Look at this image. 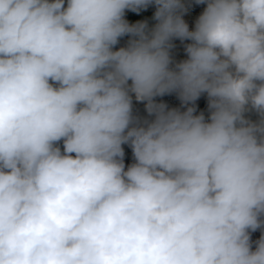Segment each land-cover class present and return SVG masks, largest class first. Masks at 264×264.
Here are the masks:
<instances>
[{
  "label": "clouds",
  "instance_id": "clouds-1",
  "mask_svg": "<svg viewBox=\"0 0 264 264\" xmlns=\"http://www.w3.org/2000/svg\"><path fill=\"white\" fill-rule=\"evenodd\" d=\"M195 3L0 0V264H264V0Z\"/></svg>",
  "mask_w": 264,
  "mask_h": 264
},
{
  "label": "crops",
  "instance_id": "crops-1",
  "mask_svg": "<svg viewBox=\"0 0 264 264\" xmlns=\"http://www.w3.org/2000/svg\"><path fill=\"white\" fill-rule=\"evenodd\" d=\"M183 2L187 4H191V7L188 9L187 13L184 14L183 19L189 26V30H194L195 22L198 19L199 15L203 12L204 8L206 7V4H196L195 0H183ZM156 11L155 5H150L147 9L141 10L139 14L134 13L130 10L125 11V19L130 23L134 24L137 21H147L149 28H152L156 21L153 19L154 13ZM130 39L129 36H124L119 39L118 44L115 46L114 50L119 49L120 47H126L127 42ZM191 41H181L179 39H173L172 43L174 44V47L170 51V55L173 60V65H170L171 67H174L175 63H178L182 60L187 59V55L185 52V45L190 43ZM131 83V82H129ZM157 103L163 102L166 105H168L169 108H180L181 111L185 110L183 107H181V102L178 99L177 95L175 93L170 95H165L162 97H156L155 98ZM141 102H138L135 100V96L133 94V105H140ZM196 108H197V114L200 112H204L205 117L208 116V109H207V100L205 99V94H202L201 97L195 102ZM252 113V112H251ZM250 113V117L251 116ZM141 119H145V117L141 114H135ZM255 117V116H254ZM252 117L251 119L255 121L257 117ZM61 150H63L62 142L60 143ZM124 151H125V157L124 162L127 167V165L131 164L133 162V155L131 148L128 145H124ZM262 234V229H258L255 232H253V238L255 241H257ZM255 245V244H253ZM255 248V246H254ZM253 248V250H254Z\"/></svg>",
  "mask_w": 264,
  "mask_h": 264
},
{
  "label": "trees",
  "instance_id": "trees-1",
  "mask_svg": "<svg viewBox=\"0 0 264 264\" xmlns=\"http://www.w3.org/2000/svg\"><path fill=\"white\" fill-rule=\"evenodd\" d=\"M133 110H134V114H136V113L137 114H141V115H143L145 117V119L151 120L153 118V117H150L148 115V113L146 112L145 102H141L140 105H133ZM250 113L251 112L246 113V116L251 119L252 117H250ZM255 117H257V115Z\"/></svg>",
  "mask_w": 264,
  "mask_h": 264
},
{
  "label": "built area",
  "instance_id": "built-area-1",
  "mask_svg": "<svg viewBox=\"0 0 264 264\" xmlns=\"http://www.w3.org/2000/svg\"><path fill=\"white\" fill-rule=\"evenodd\" d=\"M205 99L207 100V95L205 94ZM251 240L253 241V242H255V240H254V238H253V232L251 233ZM254 244V243H253Z\"/></svg>",
  "mask_w": 264,
  "mask_h": 264
},
{
  "label": "water",
  "instance_id": "water-1",
  "mask_svg": "<svg viewBox=\"0 0 264 264\" xmlns=\"http://www.w3.org/2000/svg\"><path fill=\"white\" fill-rule=\"evenodd\" d=\"M251 116L254 117V116H256V114H255L254 112H252V113H251Z\"/></svg>",
  "mask_w": 264,
  "mask_h": 264
},
{
  "label": "rangeland",
  "instance_id": "rangeland-1",
  "mask_svg": "<svg viewBox=\"0 0 264 264\" xmlns=\"http://www.w3.org/2000/svg\"><path fill=\"white\" fill-rule=\"evenodd\" d=\"M255 245H253V248H254Z\"/></svg>",
  "mask_w": 264,
  "mask_h": 264
}]
</instances>
